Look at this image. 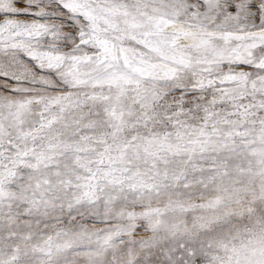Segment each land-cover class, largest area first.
Instances as JSON below:
<instances>
[{
    "label": "snow or ice",
    "instance_id": "snow-or-ice-1",
    "mask_svg": "<svg viewBox=\"0 0 264 264\" xmlns=\"http://www.w3.org/2000/svg\"><path fill=\"white\" fill-rule=\"evenodd\" d=\"M0 264H264V0H0Z\"/></svg>",
    "mask_w": 264,
    "mask_h": 264
}]
</instances>
